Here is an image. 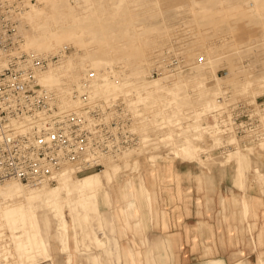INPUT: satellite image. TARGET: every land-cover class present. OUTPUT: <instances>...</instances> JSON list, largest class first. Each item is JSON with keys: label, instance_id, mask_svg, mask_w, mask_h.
I'll return each instance as SVG.
<instances>
[{"label": "rangeland", "instance_id": "1", "mask_svg": "<svg viewBox=\"0 0 264 264\" xmlns=\"http://www.w3.org/2000/svg\"><path fill=\"white\" fill-rule=\"evenodd\" d=\"M22 1V11L29 10V2H36ZM39 5L43 7L38 11L39 17H19L24 23V33L20 32L23 39L39 36L41 31H59L65 35V50L70 53L81 47L75 42L83 37L88 50L82 47L80 53L74 55V61L79 60L81 67L93 65L97 72L96 83L103 82L102 86L114 78L127 85L129 89L125 87V94L130 91L137 96L135 106L141 112L139 127L143 131L164 127L160 130H163L162 141L168 151L160 155L157 144L147 155L135 150L123 155L118 162L108 159L106 162H110L105 168L114 166V170L94 171L77 180L74 178L73 183L59 186L57 194L50 192L46 183H12L19 193L0 195V264H65L67 252L59 248L56 232L63 250L68 248L69 240L70 264H92L89 255H106L103 251L96 252V244L101 245V240L94 231L105 239L110 236L112 227L117 243L129 244L130 237L121 232L128 226V210H136L132 187L140 186L138 180H141L144 192L146 177L148 184L151 183L148 189L152 202L157 185L170 182L173 165L179 164L206 171L208 181L197 186L200 192L207 188L215 190L210 174L213 169L223 170V179L229 177L235 189H223V209L229 205L239 207L241 197L240 212L246 220L243 226L246 234L240 229L238 235L236 227L232 226L229 235H223V245L231 247L228 254L232 261L227 264H264V140L226 147V142L235 143L236 139L233 135L217 133L216 125L221 111L223 117L229 115V103L245 100L264 109V0H45ZM109 49L111 52L107 51ZM169 54L181 57L185 64L192 63L190 70L172 77H150L151 69L161 65ZM49 55L54 57L52 65L63 59L57 53ZM199 55L204 56V62L194 63ZM111 61H115L121 73L128 68L130 78L124 80L117 73L109 72ZM124 61L125 66L121 64ZM217 97L223 101L218 103ZM222 143L223 149L220 148ZM91 175L99 177L96 180L104 184V188L96 190L97 182L77 185ZM251 190H255L254 193ZM25 192L30 195L28 207L33 221L36 219L34 224L25 209L27 206L21 213L17 211L20 196ZM106 194H110V205H105V201L97 202ZM129 198L133 202H128ZM74 205L76 207L72 208ZM151 205L150 219L154 223L155 203ZM99 209L109 224L99 225ZM60 214L68 220L69 234L59 232ZM44 215L50 225L48 249L43 235L46 226L39 219ZM165 220L162 222L167 229ZM231 231L235 234L231 235ZM149 237L148 243L153 244L154 237ZM180 238L179 249H182L189 239ZM76 242L81 251L74 253ZM237 243H244L245 250L233 251ZM195 247L193 244L192 249ZM170 248L171 253L165 247V260L175 257L176 264L205 262L204 259H188L193 250H189L190 253L173 251L171 239ZM49 254L52 259L44 260ZM209 254L212 253L204 252L202 257ZM96 258L97 262L106 263L101 255ZM122 264L128 263L123 259ZM137 264L143 263L137 260Z\"/></svg>", "mask_w": 264, "mask_h": 264}, {"label": "built area", "instance_id": "2", "mask_svg": "<svg viewBox=\"0 0 264 264\" xmlns=\"http://www.w3.org/2000/svg\"><path fill=\"white\" fill-rule=\"evenodd\" d=\"M23 8L21 0H0V187L8 179L26 184L51 182L67 167L77 174L101 169L104 160L116 159L130 150H142L147 155L153 143L159 144L160 155L168 151L160 130L164 127L145 133L135 128L137 107L127 96L106 102L94 99L93 71L65 94L74 108L62 109L60 93L38 79L54 57L22 49L18 23ZM170 55L166 66L151 70L150 77L190 70L192 63L185 64L181 57ZM193 62H204V56ZM221 101L217 97V102ZM228 107V116L223 117V111L217 115V133L233 135L236 142L224 146L264 140L263 107L245 100L229 103ZM16 125L23 128L16 129Z\"/></svg>", "mask_w": 264, "mask_h": 264}, {"label": "crops", "instance_id": "3", "mask_svg": "<svg viewBox=\"0 0 264 264\" xmlns=\"http://www.w3.org/2000/svg\"><path fill=\"white\" fill-rule=\"evenodd\" d=\"M172 173L173 179L170 182H161L157 185V188H155V199L152 201L155 203L156 211L154 223L151 222L150 219L152 202L149 198L152 199L153 197L151 191L144 187V192H142L141 189L143 188L141 183H139L140 186H136V188L132 190L131 195H134L136 210H128L129 214L126 217L128 226L127 228H124L125 231L122 230L121 232L130 237L129 244H118L116 238L111 233L113 230L112 227H110V236H105V232L103 231L105 239L100 238L92 229L95 235L101 240V245H97L96 242L92 241L96 244V252L102 253L103 251L106 253L107 257L102 254L89 255L90 263L102 264L97 262L98 259L96 258L101 255L102 260L106 262L103 264H122L123 259L128 264H132V262L137 264V260L143 264H147V262L150 264H176L175 257L171 260H165L166 246L171 253L170 239L172 241L173 251L175 252H189V250H193V244L196 246L192 254L188 256V259L191 261H193V258L197 260L204 259L205 262L202 264H223V261L227 264L232 261L230 254H228L231 247L229 248V246L223 245V235H229L228 230L232 229V226L236 227L234 230L237 231L236 233L238 235H240V231H238L240 229L242 230L241 232H243L242 234H244L245 228H243V226H245L246 220L243 219V215L240 212L242 211L240 196L239 207L229 205V208L227 207L225 210L223 209V189H235L231 186L229 177L227 176L223 179V170L213 169L210 174H212L213 177L214 185L212 187L215 190L212 192L207 188L206 191L200 192L197 191V186L199 184H202L203 186V184L208 181V175L205 170L199 167L197 168L196 166L179 164L173 165ZM197 177H201L203 180L200 182ZM148 186L151 187V183H149ZM254 191L255 190H251V193H254ZM179 195H181V198ZM249 200L250 203H252V199ZM103 201H105V205H110V194L103 195L102 199L97 202ZM128 202H133L132 198L128 200ZM98 217L99 225L102 226L103 223H110L108 218L103 216V212H101L100 209L98 211ZM240 218L241 225L239 223ZM164 220L167 221V229L164 228L162 222ZM49 227L48 229L45 227L46 231L43 232L47 249L49 246L47 239ZM230 233L231 235L235 234V232L232 231ZM256 234L257 233L255 232L254 235ZM149 236L154 237L152 241L153 244L148 243ZM56 237L60 243L59 248L62 251L67 252L65 264H70L72 262V253L70 252L71 247L69 240L68 248L63 250L57 232ZM180 237H182L183 241L186 238L189 239L186 243L182 241L185 243V247L182 249H179V242L181 241ZM73 246L74 253L81 251L77 242L74 243ZM100 248L101 250H99ZM240 249L241 251L245 250L244 243H237L233 248V251L235 250L238 252ZM204 252H211L212 254L202 257ZM43 259H52V256L49 254V257ZM197 260L196 262H198ZM242 263L243 262H239L236 264ZM179 264H189V262H182Z\"/></svg>", "mask_w": 264, "mask_h": 264}, {"label": "bare ground", "instance_id": "4", "mask_svg": "<svg viewBox=\"0 0 264 264\" xmlns=\"http://www.w3.org/2000/svg\"><path fill=\"white\" fill-rule=\"evenodd\" d=\"M43 1H45V0H36L35 3L29 2L30 3L29 10L27 8L26 10L21 11L19 14V17H20V15L25 16L26 18H33V17L37 18V17H39L40 12H38V11L42 7L39 4H41ZM22 2L23 1L21 0V3ZM22 5H23V3H22ZM42 9H43V7H42ZM24 20H25V18H24ZM20 21L21 20L19 19L18 29H19V33L21 32L23 34L24 33V30H23L24 29V27H23L24 23H21ZM21 28H22V30H21ZM83 29L84 28H82V32H83ZM41 32H42V34H40L39 36H34V37H31L28 39H26V38L23 39V37H24L23 36L22 37V49L27 51V52H33L35 54L42 55V56H51L49 54L57 53L59 56L61 55L63 57V59H61L59 62L56 61L57 63H55V65H52V63H54V62L50 63L47 66V68L44 69L42 72H40L38 75L39 82L42 85L47 86L49 88H52L54 90H57L60 93V95H61V108L62 109L69 110V109L74 108V106H75L74 102L66 99L65 94L68 93V91L70 90V88L72 86H79L81 83V78L84 77V75L86 76L89 71L94 72L93 76L91 77V79L93 80L92 81V87L90 84L91 94L94 97V99H96V100L102 99L106 102V101H109L111 99H117L118 97L120 98V96H127L128 99L130 101H132V103L135 105V103L137 102V96L130 91L127 92V94H125V92H124L125 87L127 89H129V88L124 83H122V82L120 83L119 79L118 80H117V78L110 79L109 84L107 82L106 85L102 86L103 82H97L96 83L97 72L95 71V68L92 67L93 65L88 66V65L84 64L81 67L79 60L74 61V58H73L74 55H77L78 53H80V49L82 47H84L86 50H88L85 43H84V42H86V40L83 37L76 40V42H75V44H80L81 47H78L79 49L75 48L74 52L67 53L65 50L66 43H64L66 37H65V35H63V33L59 32V31H55V32L54 31H51V32L41 31ZM77 46H79V45H77ZM110 50L111 49H109L107 51L109 52ZM99 51L105 53L103 51V49H100ZM171 56H173V55L169 54L165 58V60L163 61V63L161 65H157V66L155 65V67H153L151 70H153L156 67L166 66V61L169 62L170 61L169 58H171ZM117 62H118V64L120 63V61H117ZM115 64H116L115 61H111L109 63V69H108L109 72L112 71V73H117L124 80L130 78L131 72L128 68L126 69L125 72L121 73L120 72L121 69H117L116 68L117 65H115ZM121 64L125 66L126 61L122 62ZM85 66H86V68H85ZM87 68H89V69H87ZM85 69H87L86 72H85ZM174 70H179V69H174ZM134 73H136V72H134ZM150 73H151V71H150ZM104 75L105 76L107 75L106 71H105ZM173 75L174 74L170 75V77H172ZM101 76H103V75H101ZM140 114H141V112H139V110H137V108H136L135 128L138 129L141 133L148 132L149 130L143 131L139 127V121L141 119ZM15 128L16 129H22L23 126L22 125H16ZM157 130L158 129H156V131ZM236 146H237V144H236ZM155 147H157V143H153L149 147L148 152L149 153L152 152L155 149ZM132 151H135V150H130V151L124 152L122 155L118 156L116 159H110V160H114V162H118L124 157L123 155H125L129 152H132ZM106 161L105 160L103 161L104 165H103V167H101V169L88 170L87 172H83L80 174H77L75 172V170H73L72 168L67 167V168H64L55 178H53L54 179L53 181H51V182L42 181L39 183H46L50 187L49 191L54 192L53 194H57L58 193L57 188L59 186L62 187L63 185H66L69 182L73 183V181H76L82 175H85V174L88 175V174L94 173V171H100L101 172V171H105V170H110V171L114 170L115 169L114 166H112V167L107 166L105 168L106 164H108L110 162V161L109 162H106ZM74 178H76V180ZM89 178L90 179L83 180L80 183H77V185H79V186H83L84 184L91 185V184H93L92 182H97V185L95 188L96 190H101L102 188H104V184L98 183V181L96 180L99 177L95 178L93 176L92 177L89 176ZM138 182L141 183V185L143 186L141 180H138ZM12 183H19L21 185H34V184H26V183H23L19 180H15V179H8L1 185L0 195H1V193H3L5 196H9V194L11 195V192H13V191H14V193H16L17 190L16 189L14 190ZM127 183L128 182H126V184ZM128 185H129V183H128ZM148 185H149L148 179L145 177L144 186L146 189L149 187ZM132 190H134V187H132ZM18 191H19V189H18ZM18 191H17V193H19ZM29 196L30 195H28L26 192L22 193V196H20V197H22V198H20L21 201L17 204V208H18L17 211L19 213H21L22 209H23V211L26 209V211H29L30 219H32V215H31L29 207H28L30 204L29 203V200H30ZM25 206H27V208L24 209ZM74 207H76V206L75 205L72 206V208H74ZM12 210H13V212H15V207ZM2 213L5 215L6 211H4ZM39 219L43 220V224L46 226V228H48L50 226L46 215H44L43 218H39ZM59 220H60L59 232L62 233L64 231L65 234H69V232H68V220L66 219V216L64 214H60ZM4 221H5V218H4ZM34 221L36 222V219ZM34 221L32 219L33 224H34Z\"/></svg>", "mask_w": 264, "mask_h": 264}]
</instances>
